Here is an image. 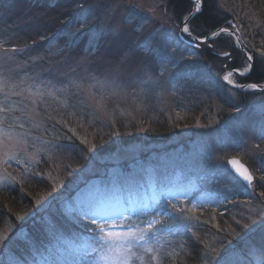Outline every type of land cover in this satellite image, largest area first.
Returning <instances> with one entry per match:
<instances>
[{
	"label": "rangeland",
	"instance_id": "rangeland-1",
	"mask_svg": "<svg viewBox=\"0 0 264 264\" xmlns=\"http://www.w3.org/2000/svg\"><path fill=\"white\" fill-rule=\"evenodd\" d=\"M179 16L166 0H0V106L7 108L0 112L5 118L0 128L7 133H0V141H27L32 155L26 163L5 165L8 155L0 149V192H19L14 216L3 215L0 222L5 261L11 252L21 264H73L88 235L75 209L87 206L97 190L111 197L107 206L151 204L154 194L163 203L169 194H180L184 203L179 206L190 208L194 201L203 207L188 213L198 220L150 238L132 253L115 245L93 253L96 264H113L126 255L132 264H140V258L145 264H163L161 250L183 242L185 231L205 248L201 264H215L217 254L229 247L246 258L253 252L261 258L264 228L243 226L264 216L257 186L264 188V94L242 103L235 93L239 90L223 81L228 71L220 59L227 57L220 53L227 50L212 43L222 38L239 49L234 35L213 37L218 28L195 48L181 33ZM189 27L193 36L203 37L191 22ZM221 28L235 30L247 50L234 19ZM146 40L159 55L145 48ZM5 49L14 57L6 66ZM245 61L243 54V66ZM242 78L232 77L247 84ZM97 80L107 83L93 86ZM165 128L166 138H161L156 132ZM106 137L115 141L111 154L96 143ZM232 157L250 168L252 187L230 171ZM141 218L151 219V210ZM27 222L55 236L70 226L71 235L64 232L66 239L54 246L49 259L38 253ZM185 253L189 256L188 248Z\"/></svg>",
	"mask_w": 264,
	"mask_h": 264
},
{
	"label": "snow or ice",
	"instance_id": "snow-or-ice-1",
	"mask_svg": "<svg viewBox=\"0 0 264 264\" xmlns=\"http://www.w3.org/2000/svg\"><path fill=\"white\" fill-rule=\"evenodd\" d=\"M195 8L193 11H189L188 15L183 18V27L180 29L182 34H186L189 38L194 41V47L199 48L202 44L209 40L208 36H193V30L190 29L189 24L191 19L195 17L197 13H200L204 4V0H193ZM131 7L135 8V5ZM220 33H229L227 28H221L219 33H212L215 37ZM95 39V37H93ZM92 44V41L89 42ZM237 43L239 39L237 38ZM211 47V44L208 45ZM92 47H95L92 44ZM145 48L150 51H156L159 55V51L153 48L152 45L146 40ZM8 49L4 50L3 63L6 66L9 61L14 60V57L8 55ZM19 50L16 48L11 49V52L15 53ZM220 55L231 59V52H223ZM253 56L247 55L244 66L240 68H233L228 71L223 77V81L227 85H231L235 88H243L245 85L237 84L232 77L234 74L244 76L253 70ZM162 63V61H161ZM87 71V69H85ZM95 79V77H93ZM148 81H140V83H149ZM107 82L96 81L93 86H99L103 88ZM79 87V86H78ZM247 88L252 90L264 91V88L257 83H249ZM19 95V93H17ZM5 99L7 95L5 94ZM261 110L264 111V105H261ZM7 108L0 106V112H6ZM50 119L52 117H49ZM5 118L0 117V123H4ZM11 127V124L8 125ZM23 127V125H21ZM69 131H73L69 129ZM0 133L7 135L3 128H0ZM75 134V133H73ZM261 138H264V129L261 130ZM9 140L11 137L9 136ZM85 141H82L84 143ZM0 149H3L8 155V158L3 161L5 165H9L10 161H15L17 164L26 163L32 158V155L28 153L27 141H21L19 144H8L0 141ZM21 153L24 154L25 159L21 160ZM228 164L232 166L234 171L246 182L245 186L252 187L254 177L244 164L236 159H231ZM14 180L15 177H12ZM261 181H264V175L260 177ZM123 187V185H121ZM180 194L175 196L169 194L161 203L160 197L155 194L150 198L151 204L147 201L133 202L125 206L124 203L118 202L115 205L107 206L110 204L111 197L101 190H97L94 194L93 200L89 202L87 206L81 205L75 209L76 218L85 222V230L88 235L82 240L78 246V253L73 256V264H96L92 258L93 253H98L106 248L110 249L114 245L119 248H123L126 253H132V250L138 245L147 243L150 238H155L164 233L172 234L173 229L177 231L182 227H187L189 221L193 219H199L195 215H188L189 212L195 213L197 208H202V204H197L194 201L189 202L191 207H181L184 201L179 199ZM186 195V194H185ZM260 197L264 198V191L260 192ZM160 196H165L164 193H160ZM39 204L40 201L38 200ZM151 210L152 218L149 220H143V215L149 214ZM23 219V217H18ZM249 231H254L257 227L264 228V216H261L259 220H252L251 226L245 224L243 226ZM7 247V246H4ZM148 253L152 252L151 248L147 249ZM215 252V249H213ZM4 253L0 252V264H21L20 259L12 255L11 252L7 253V260L3 259ZM261 258L256 259V254L253 252L247 258L240 252L232 249L231 247L226 248L223 252L217 254L215 264H264V250L260 253ZM150 261H157V257L150 256ZM113 264H132L131 256L126 255L123 260L113 262ZM140 264H145L143 258H140Z\"/></svg>",
	"mask_w": 264,
	"mask_h": 264
},
{
	"label": "trees",
	"instance_id": "trees-1",
	"mask_svg": "<svg viewBox=\"0 0 264 264\" xmlns=\"http://www.w3.org/2000/svg\"><path fill=\"white\" fill-rule=\"evenodd\" d=\"M166 1L168 6L172 8V11L176 15H180V21L182 20V16L184 18V16L188 14L192 5L190 0ZM233 19L242 27V36L246 43L247 50L253 56V70L250 75L243 77L240 82L264 84V0H227V2H221L220 0H204L203 10L191 21V26L200 35L206 36L216 31L218 28L229 26L230 21H233ZM213 43V47L217 48V50L224 48L232 53L231 59H220L225 65L226 71L243 66V54L234 45H230V43H227L222 38ZM210 55L213 56L212 52ZM235 93L237 94L238 101L242 103H246L248 97L264 94V92L247 93L243 91ZM166 128L156 133H158L161 138H166V131L168 130H166ZM122 129L123 128L120 130L123 131ZM96 143L100 150H108L109 154L114 152L111 150L115 143L112 137L97 138ZM156 180L159 181V179ZM257 186L259 191H264V188H261L259 183H257ZM18 197V191L15 193H11V191L0 192V203L4 202L5 205H8L7 207L0 205V222L3 221L5 217L11 218L14 216L15 212L13 214V205ZM222 211H225V209ZM3 215L4 219L2 220ZM34 223L35 222H27L24 227L27 228L28 233L35 239L38 253L41 256L48 255L49 259L53 258L51 254L52 249L55 245H61L60 242L66 239L64 232L71 235V230H69L71 227H66L63 233L55 236L52 233H48L43 226H38ZM33 225L38 226L39 229H33ZM182 235L185 238L183 242L179 240H177L176 243L174 242V244L171 242L170 247L161 250V253L163 252V264H201L202 259H204L203 254L205 248L201 246V244H194L186 231L182 232ZM187 248L190 254L185 257L184 255L186 254L185 251ZM48 257L46 259H48Z\"/></svg>",
	"mask_w": 264,
	"mask_h": 264
},
{
	"label": "water",
	"instance_id": "water-1",
	"mask_svg": "<svg viewBox=\"0 0 264 264\" xmlns=\"http://www.w3.org/2000/svg\"><path fill=\"white\" fill-rule=\"evenodd\" d=\"M191 1H193V0H191ZM221 29V28H220ZM220 29H218L217 30V32H215V33H219V30ZM228 31L230 32V33H234V37H235V39H236V41H237V38L239 39V43H237L238 44V47H239V49L241 50V52L247 57V55H249V53H248V51L246 50V48H245V46L243 45V42H242V39H241V37L238 35V33L235 31V30H233V29H228ZM210 36H209V40H210ZM190 44H192V43H190ZM252 64H253V61H252ZM251 72H249V73H247L246 75H244V76H248L249 74H250ZM236 75V74H235ZM243 76V77H244ZM225 84H226V82H225ZM227 85V84H226ZM245 85V87H243V88H235V87H232L231 85H227L228 87H230V88H232V89H235V90H239V91H245V90H252V89H249V88H247V85L248 84H244ZM259 85H261V87L262 88H264V84H259ZM231 159H236V160H238V161H240L242 164H244L239 158H237V157H232V158H230L229 160H231ZM228 160V161H229ZM229 165V169L233 172V174L238 178V179H240L244 184H246V182H244L243 180H242V178L241 177H239V175L234 171V169L232 168V166L230 165V164H228ZM245 165V167H247L248 169H249V167L246 165V164H244ZM249 171L251 172V170L249 169ZM252 173V172H251ZM253 175V174H252ZM254 177V176H253ZM255 179V178H254ZM253 182H254V180H253ZM248 188H250V187H248Z\"/></svg>",
	"mask_w": 264,
	"mask_h": 264
}]
</instances>
